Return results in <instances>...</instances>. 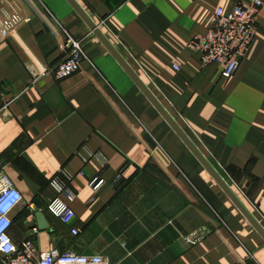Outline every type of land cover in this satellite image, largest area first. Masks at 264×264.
I'll return each mask as SVG.
<instances>
[{
    "label": "crops",
    "instance_id": "obj_1",
    "mask_svg": "<svg viewBox=\"0 0 264 264\" xmlns=\"http://www.w3.org/2000/svg\"><path fill=\"white\" fill-rule=\"evenodd\" d=\"M77 1L264 226V0L230 77L187 44L240 0ZM13 11L30 18L0 39V109L1 93L20 94L0 110V171L23 196L8 229L15 245L110 264H264L263 238L67 0H0V18ZM65 32L84 39L79 71L28 86L31 68L63 58ZM91 151L108 164L84 163ZM62 168L84 171L70 183L75 198L61 196L68 223L48 209Z\"/></svg>",
    "mask_w": 264,
    "mask_h": 264
},
{
    "label": "built area",
    "instance_id": "obj_2",
    "mask_svg": "<svg viewBox=\"0 0 264 264\" xmlns=\"http://www.w3.org/2000/svg\"><path fill=\"white\" fill-rule=\"evenodd\" d=\"M262 6L263 0H240L227 14H224L221 9H217L206 32L194 34L188 41L187 47L199 55L203 67L218 65L220 76L230 77L237 71L241 59L253 42L258 13ZM29 20V17H23L15 11L4 15L0 18V39L5 40L12 37L18 27ZM83 45L84 39L75 38L65 32L63 58L56 64L44 67L41 70L31 68L29 70L28 86L36 83L46 75H52L56 80H62L78 72L81 61L85 59ZM174 68L178 69L177 66H174ZM19 95L15 94L6 98L1 93L3 98L1 109L3 110L9 106ZM79 155L84 163L94 159L102 167L108 164L107 157L100 151H91L87 155L79 153ZM77 175H84V171L81 170L77 174H73L62 168L49 181V185L56 194L48 202V209L64 223L72 220L74 211L61 196H65L68 200L75 198L70 183ZM120 177L121 174H117L112 185L115 186ZM102 183L103 180L97 176L88 181V185L94 193ZM22 201L23 196L19 190L0 171V208L6 203L10 204L8 211L0 210V225L7 221V225L0 228V264H110L109 259L103 255H83L68 250L61 251L57 248L36 251L30 242L25 243L22 248L17 247L11 239L8 229L12 222L11 213ZM77 232V229H72L73 234H77ZM202 237L203 232L196 231L189 235L188 240L194 243ZM5 241L7 242L5 243Z\"/></svg>",
    "mask_w": 264,
    "mask_h": 264
},
{
    "label": "water",
    "instance_id": "obj_3",
    "mask_svg": "<svg viewBox=\"0 0 264 264\" xmlns=\"http://www.w3.org/2000/svg\"><path fill=\"white\" fill-rule=\"evenodd\" d=\"M74 11L79 15V17L88 26L90 32L94 37H96L104 47L111 53L115 60L120 64L123 70L131 78L134 84L139 88V90L145 95L153 107L158 111L170 128L177 134L185 146L190 150L193 156L199 161L207 173L213 178L217 185L222 189V191L227 195L231 202L238 208V210L243 214V216L248 220V222L253 226V228L258 232V234L264 240V226L248 208L245 202L239 197L227 180L222 176V174L215 168V166L209 161L207 156L200 150V148L195 144V142L189 137V135L183 130L179 125L177 120L169 113L165 106L160 102V100L155 96L147 84L140 78L136 71L131 67L123 55L117 50V48L108 39L105 33L101 30L98 23H96L84 10V8L78 3L77 0H67Z\"/></svg>",
    "mask_w": 264,
    "mask_h": 264
},
{
    "label": "clouds",
    "instance_id": "obj_4",
    "mask_svg": "<svg viewBox=\"0 0 264 264\" xmlns=\"http://www.w3.org/2000/svg\"><path fill=\"white\" fill-rule=\"evenodd\" d=\"M10 207V204H4L3 205V207L2 208H0V210H2V211H8V208ZM7 225V221H5L4 222V224L3 225H0V228H2V227H5ZM7 241H5V243H6ZM5 251H7V249H5Z\"/></svg>",
    "mask_w": 264,
    "mask_h": 264
}]
</instances>
